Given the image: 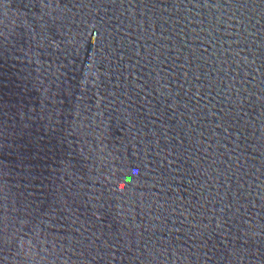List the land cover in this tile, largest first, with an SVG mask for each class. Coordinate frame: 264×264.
Wrapping results in <instances>:
<instances>
[{
  "label": "water",
  "instance_id": "1",
  "mask_svg": "<svg viewBox=\"0 0 264 264\" xmlns=\"http://www.w3.org/2000/svg\"><path fill=\"white\" fill-rule=\"evenodd\" d=\"M0 264H264V0H0Z\"/></svg>",
  "mask_w": 264,
  "mask_h": 264
}]
</instances>
